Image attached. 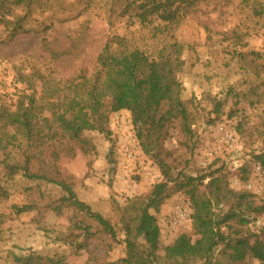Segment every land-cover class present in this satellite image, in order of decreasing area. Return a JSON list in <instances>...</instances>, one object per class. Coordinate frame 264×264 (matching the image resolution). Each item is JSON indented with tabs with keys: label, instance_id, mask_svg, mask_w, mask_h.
I'll list each match as a JSON object with an SVG mask.
<instances>
[{
	"label": "rangeland",
	"instance_id": "374dc122",
	"mask_svg": "<svg viewBox=\"0 0 264 264\" xmlns=\"http://www.w3.org/2000/svg\"><path fill=\"white\" fill-rule=\"evenodd\" d=\"M66 4L67 13L53 5L37 12L29 22L34 29L43 24L53 26L46 32V48L41 34L19 36L8 43L0 25V102L13 104L22 93H30L26 84L18 82L19 74L29 76L38 71L51 86H59L82 71L91 74L104 44L113 35L133 36L140 45L149 43L148 30L130 28L127 20L115 16L108 22L112 12L108 0H68ZM240 7L238 0H211L159 37L160 46L166 42L183 46L179 74L182 99L198 115L193 138L186 139L174 128L165 148L171 153L168 163L174 175L197 177L223 167L230 189L247 190L255 205H264V171L254 160L255 155L264 152V87L255 74L257 70L241 61L242 55L264 53V37L262 31L254 30L248 12ZM233 31L239 38H234ZM32 81L40 94L42 84L36 78ZM217 105L221 106L219 113ZM219 126L232 137V147L219 143ZM84 137L90 142L89 150L77 149L74 157H61L57 164L62 173L72 177L78 200L109 220L116 230L115 239L97 233L90 242V254L116 263L125 256L122 210L130 201L147 196L154 185L162 182V176L137 141L129 112L109 115V135L85 133ZM6 187L10 197L0 203L4 215L1 264L11 252L59 255L68 264L87 262L86 251L77 254L61 240L68 234L74 212L71 208L62 211L61 216L53 212L52 207L63 196L59 188L22 176L8 181ZM22 206H31L32 210L15 213V207ZM176 207L187 210L186 219L174 220ZM222 213L216 211L218 217ZM151 214L160 229L158 264H171L164 261L165 248L183 233L192 236L189 197L175 192ZM248 228L253 233H264V214L250 218ZM251 264L258 261L252 260Z\"/></svg>",
	"mask_w": 264,
	"mask_h": 264
},
{
	"label": "trees",
	"instance_id": "16d2710c",
	"mask_svg": "<svg viewBox=\"0 0 264 264\" xmlns=\"http://www.w3.org/2000/svg\"><path fill=\"white\" fill-rule=\"evenodd\" d=\"M67 1L0 0V25L5 29L7 42L23 35L41 34L46 48V32L53 26L43 24L34 29L29 22L37 12H45L53 5L63 14L67 13ZM108 1L112 11L108 22L115 16L127 20L130 28L148 30L149 43L140 45L133 36L113 35L104 44L91 74L82 71L59 86L49 85L47 77L38 71L29 76L19 74L18 82L26 84L30 93H22L13 104L0 102V203L9 199L7 182L17 176L55 186L63 196L52 207L53 212L58 216L66 208L74 212L68 234L61 240L71 245L77 254L86 251L89 255L85 264H158L160 229L151 211L157 212L173 193L183 192L191 203L192 236L179 235L165 248L164 261L251 264L256 260L264 264V233H253L248 228L250 218L264 214V205H255L253 195L247 190L230 189L223 167L194 177L182 173L174 175L168 163L171 153L165 148V142L171 130L177 128L191 140L198 115L182 99L179 74L183 66V46L178 42L160 46L158 39L211 0ZM238 1L239 7L246 10L254 22V30L262 31L264 37V0ZM232 33L234 38H239L234 31ZM241 61L257 70L255 74L264 87L261 77L264 53L242 55ZM33 78L42 84L40 94ZM220 109L217 105L218 113ZM119 111L129 112L135 137L143 152L158 167L162 182L154 185L147 196L130 201L122 210L125 256L116 263H107L92 256L89 245L97 233L115 239L116 230L109 220L78 200L72 177L62 173L57 163L61 157H74L77 149L89 150L90 142L85 139V133L109 135V115ZM254 160L264 171V152L255 155ZM243 174L246 180L245 169ZM15 209V213L21 214L30 212L32 207ZM217 210L223 212L219 217ZM3 223L4 215L0 213V238ZM2 264L68 263L59 255L11 252Z\"/></svg>",
	"mask_w": 264,
	"mask_h": 264
},
{
	"label": "built area",
	"instance_id": "2783aa9c",
	"mask_svg": "<svg viewBox=\"0 0 264 264\" xmlns=\"http://www.w3.org/2000/svg\"><path fill=\"white\" fill-rule=\"evenodd\" d=\"M217 133L220 136L219 139V143L227 146V147H232V137L227 133V131H225L223 126H219L217 128ZM175 211L174 213V220L177 221H181L186 219L188 213L186 209H183L182 207H176L174 208ZM259 224V221L257 222Z\"/></svg>",
	"mask_w": 264,
	"mask_h": 264
}]
</instances>
